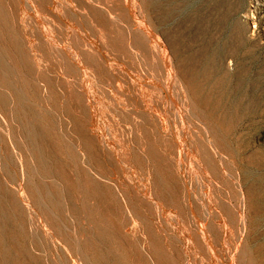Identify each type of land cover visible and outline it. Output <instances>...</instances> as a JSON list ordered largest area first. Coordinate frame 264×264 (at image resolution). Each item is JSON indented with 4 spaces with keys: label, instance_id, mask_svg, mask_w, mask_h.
<instances>
[{
    "label": "rangeland",
    "instance_id": "374dc122",
    "mask_svg": "<svg viewBox=\"0 0 264 264\" xmlns=\"http://www.w3.org/2000/svg\"><path fill=\"white\" fill-rule=\"evenodd\" d=\"M0 264H264V0H0Z\"/></svg>",
    "mask_w": 264,
    "mask_h": 264
},
{
    "label": "bare ground",
    "instance_id": "6f19581e",
    "mask_svg": "<svg viewBox=\"0 0 264 264\" xmlns=\"http://www.w3.org/2000/svg\"><path fill=\"white\" fill-rule=\"evenodd\" d=\"M188 1V0H187ZM212 45V44H211Z\"/></svg>",
    "mask_w": 264,
    "mask_h": 264
}]
</instances>
